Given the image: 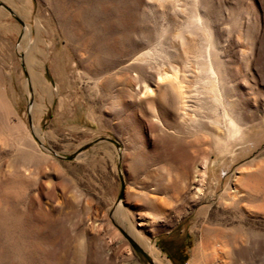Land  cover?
Segmentation results:
<instances>
[{"label": "rangeland", "instance_id": "374dc122", "mask_svg": "<svg viewBox=\"0 0 264 264\" xmlns=\"http://www.w3.org/2000/svg\"><path fill=\"white\" fill-rule=\"evenodd\" d=\"M127 235L264 264V0H0V264H151Z\"/></svg>", "mask_w": 264, "mask_h": 264}, {"label": "bare ground", "instance_id": "6f19581e", "mask_svg": "<svg viewBox=\"0 0 264 264\" xmlns=\"http://www.w3.org/2000/svg\"><path fill=\"white\" fill-rule=\"evenodd\" d=\"M42 28V30H43V27H41ZM29 33H30V29H28V30H26V34H28L29 35ZM35 64H37V62H34ZM32 64V63H31ZM212 70V69H211ZM173 76L172 75H170V76H167V75H165V76H162V77H160V81L158 82V84L157 85H155V87L154 88H152L151 86H149V85H147V86H145L144 87V95H148V96H151V95H153V94H157V93H160V89H159V85L160 86H162V85H171V87H174V85H175V81H174V79L172 78ZM32 79H33V83H37V84H41V83H43V75L41 74V73H39V72H36L35 70H32ZM48 89H49V87H48ZM50 90V89H49ZM48 90V91H49ZM182 114H184V112H182ZM234 190H235V194L237 193V194H239L240 192H241V190L240 189H238L237 187H235L234 188ZM242 193V192H241ZM236 194V195H237ZM153 197H155V195L154 194H151ZM159 202L160 203H157L159 206H162V209L164 208V207H166V202H164V200H159ZM119 209H120V207H118L117 208V210L119 211ZM131 233L134 235V237H136L137 238V240L138 241H142L143 242V240H144V238L139 234V233H137L136 231H132L131 230Z\"/></svg>", "mask_w": 264, "mask_h": 264}, {"label": "water", "instance_id": "95a60500", "mask_svg": "<svg viewBox=\"0 0 264 264\" xmlns=\"http://www.w3.org/2000/svg\"><path fill=\"white\" fill-rule=\"evenodd\" d=\"M127 237L130 239L131 243L133 244L134 248L139 252L141 253L145 258H147L151 264H154V262L152 260H150V257L149 255L141 248V246L139 244H137L135 242V240L131 237V236H128Z\"/></svg>", "mask_w": 264, "mask_h": 264}]
</instances>
